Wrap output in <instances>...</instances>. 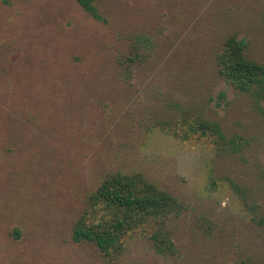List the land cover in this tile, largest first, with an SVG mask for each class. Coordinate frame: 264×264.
<instances>
[{
    "label": "rangeland",
    "instance_id": "obj_1",
    "mask_svg": "<svg viewBox=\"0 0 264 264\" xmlns=\"http://www.w3.org/2000/svg\"><path fill=\"white\" fill-rule=\"evenodd\" d=\"M97 4L105 21L76 0H0V264H106L91 244L74 243L71 232L88 193L114 170L142 171L184 202L173 222L178 254H157L137 236L116 264L264 259V237L240 213L247 203L264 212V114L230 86L211 82L220 102L214 116L249 142L243 153L227 154L160 132L143 136L130 118L150 102L148 90L182 85L184 77L172 74L188 59L149 64L161 73L143 67L134 86L121 84L130 88L121 103L106 93L115 81L111 62L133 35L163 38L164 53L185 51L183 36L209 31L207 17L227 6L258 19L264 31V0ZM256 50L264 60V40ZM228 178L241 184L244 198L232 193Z\"/></svg>",
    "mask_w": 264,
    "mask_h": 264
},
{
    "label": "trees",
    "instance_id": "obj_2",
    "mask_svg": "<svg viewBox=\"0 0 264 264\" xmlns=\"http://www.w3.org/2000/svg\"><path fill=\"white\" fill-rule=\"evenodd\" d=\"M76 1L93 18L105 21L97 0ZM225 9L207 17L204 25L210 26L209 31L183 36L188 42L185 51L164 53L163 38L133 35L127 52H119L112 60L110 73L115 81L106 93L118 97L120 103L130 93V88H121V84L134 86L133 81L140 79L143 67L161 73L162 68L152 70L149 64L166 58L189 60L172 74L184 77L182 85L169 83L168 89L156 85L153 93L148 90L152 95L150 102L142 110L129 114L138 121L143 136L160 132L193 146L210 143L214 150L227 154L246 151L247 138L232 132L214 116L220 102L214 103L212 89L222 82L239 96L247 97L264 114V60L256 50L264 40V31L258 19L227 12L230 6ZM225 97L226 91L220 90L218 98L222 101ZM209 181L215 185L212 175ZM227 184L235 196L244 198L245 189L240 183L228 178ZM183 209L184 202L179 196L142 171H108L86 196L84 208L74 221L71 239L77 244H91L106 264L119 263L129 241L137 236L147 237L155 253L173 257L179 252L173 222ZM240 213L264 237V212L258 213L247 203V207H240ZM15 233L19 235L18 230ZM238 264H264V259L249 257Z\"/></svg>",
    "mask_w": 264,
    "mask_h": 264
}]
</instances>
